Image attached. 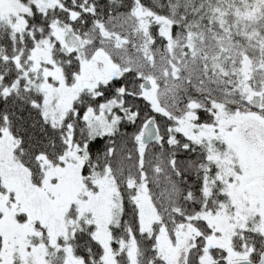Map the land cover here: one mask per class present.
Here are the masks:
<instances>
[{
    "label": "snow or ice",
    "instance_id": "6c2138e0",
    "mask_svg": "<svg viewBox=\"0 0 264 264\" xmlns=\"http://www.w3.org/2000/svg\"><path fill=\"white\" fill-rule=\"evenodd\" d=\"M0 264H264V0H0Z\"/></svg>",
    "mask_w": 264,
    "mask_h": 264
}]
</instances>
